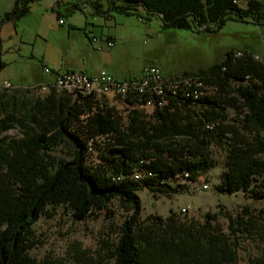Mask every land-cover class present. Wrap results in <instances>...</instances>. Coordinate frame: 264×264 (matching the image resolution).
Listing matches in <instances>:
<instances>
[{"label":"trees","instance_id":"1","mask_svg":"<svg viewBox=\"0 0 264 264\" xmlns=\"http://www.w3.org/2000/svg\"><path fill=\"white\" fill-rule=\"evenodd\" d=\"M31 1L16 0L0 16V25L26 14ZM107 5L126 14L142 7L160 17L163 27L210 29L226 20L264 22V0H107ZM63 7L69 16L81 5L75 0ZM92 7L101 11L99 3ZM233 52L191 73L163 75L170 82L187 76L201 80L198 99L185 97L181 84L175 93L164 89L157 95L145 89L127 95L123 100L131 111L124 126L98 97L50 89L45 99H32L28 91L37 94L34 85L1 91L0 162L5 173L0 179V264H40L29 254L28 234L47 208L62 207L72 220L82 221L96 218L113 201L126 214L112 248V264H226L230 257L220 252L224 241L215 228L211 233L204 227L205 254L195 258L191 253L205 242L193 241L190 228L176 225L171 216L152 225L141 221L137 191L186 189L187 181L211 166V143L221 145L226 139L221 189L264 199V88L254 82H264V55L243 50L244 56L233 58ZM3 66L0 60V70ZM140 105H150L151 114L139 111ZM228 108L235 112L231 123L226 122ZM12 128L20 136L5 140L4 133ZM90 139L103 141L97 160L90 158L95 152L92 142L94 151H88ZM58 146L68 148V159L50 160L48 152ZM243 215L234 219L236 225H246Z\"/></svg>","mask_w":264,"mask_h":264},{"label":"rangeland","instance_id":"2","mask_svg":"<svg viewBox=\"0 0 264 264\" xmlns=\"http://www.w3.org/2000/svg\"><path fill=\"white\" fill-rule=\"evenodd\" d=\"M73 1L56 0L58 14L52 9L55 0L28 2V12L14 21L15 31L0 39V60L4 62L0 86L5 81L11 85L0 87V92L12 93L13 88L29 90L32 85L45 82L53 72L74 71L94 76L103 70L123 80L138 77L154 66L165 77H176L206 68L222 60L227 52L245 50L257 57L264 54V22L226 20L221 27L210 29L163 27L160 17L147 13L142 7L126 14L107 9V0H78L81 7L67 16L63 4ZM94 3L101 5L100 12L92 7ZM15 4L16 0H0V16ZM239 5L243 7L244 3L240 1ZM59 18L64 20L63 24L58 23ZM106 40L112 41V47H106ZM254 82L264 88V82L257 78ZM49 90H38L37 94L29 90L27 95L43 100ZM206 92L212 94L213 89L206 85ZM98 99L112 109L122 126L126 124L131 109L123 99L110 93ZM137 107L146 116L152 112L150 105ZM226 112V122L231 123L235 112L232 108ZM19 136L16 128L4 133L5 140ZM221 140V145L212 142L207 149L211 166L187 181L186 189L176 192L138 190L140 220L152 225L157 219L166 222L171 216L176 225L190 228L193 241L201 243L208 241L204 227L211 233L215 228L214 234L224 241L220 252L230 257L226 264H264V199H255L248 191L228 193L221 189L226 139ZM89 142L95 146L90 158L97 160L103 141L90 139ZM48 155L52 161L68 159L69 150L58 146ZM1 166L0 162V179L5 173ZM202 182L209 187L201 189ZM125 214V208L117 201L96 218L82 221L72 220L62 207L47 208L31 226L29 254L40 264H112V248ZM238 215L246 218L245 226L234 222ZM237 226L243 232L237 230ZM205 246L206 242L191 254L195 258L204 255Z\"/></svg>","mask_w":264,"mask_h":264},{"label":"bare ground","instance_id":"3","mask_svg":"<svg viewBox=\"0 0 264 264\" xmlns=\"http://www.w3.org/2000/svg\"><path fill=\"white\" fill-rule=\"evenodd\" d=\"M242 55L243 53L240 50H237V56L242 57ZM164 78L165 77L163 75H160L157 77V79L144 78L143 80H133L131 82V85H124V87L119 86V85H110L107 87H101L100 89H96V90H85L83 92H75V94L73 95L79 94L83 96L90 95L93 97H99L102 94L110 93V94L119 96L121 99H124L127 95L132 94L135 91L141 92V91H144L145 89H149L148 91L151 90V92L153 91L157 95H162V93L164 92V89H169L171 92L175 93L176 91L175 87L177 86V84H181L184 87L183 95L185 97H190V95H196L194 96V99H198L203 94L204 84L202 83L201 80L197 79L196 77L187 76L184 78L174 79L173 82L166 81ZM2 86L5 88L11 87L10 84H2ZM49 88L53 90V92L55 93H62V92L71 93V91H65V89H55L54 82H51L50 84L43 83L42 86H37L36 91L38 90L45 91ZM87 146H88L89 152L94 151L90 142L88 143ZM185 175H187V173H185Z\"/></svg>","mask_w":264,"mask_h":264},{"label":"built area","instance_id":"4","mask_svg":"<svg viewBox=\"0 0 264 264\" xmlns=\"http://www.w3.org/2000/svg\"><path fill=\"white\" fill-rule=\"evenodd\" d=\"M58 23L63 24V19H58ZM106 47H112V41L106 40L105 41ZM263 46H264V37H263ZM264 55V54H263ZM233 58H239L241 56H237V51H234L232 54ZM162 75L161 71L157 67H149L145 69L143 73L138 77H130L127 79L119 80L114 76L108 74L105 71H100L97 75L90 76L83 74L81 72H74V71H66V72H53V79L51 82H54L55 89H65V91H71L72 94L75 92H83L85 90H96L100 89L101 87H107L110 85H119L124 87V85H131L133 80H143L144 78H155L157 79L158 76ZM43 82H39L34 84V86H42ZM3 84H10L9 82L5 81ZM196 95H190L191 99H194ZM142 162V161H140ZM136 170H134L131 174H134ZM181 181V183H185ZM209 184L206 182H202L200 184L201 189H207ZM183 211H186V208H182Z\"/></svg>","mask_w":264,"mask_h":264},{"label":"crops","instance_id":"5","mask_svg":"<svg viewBox=\"0 0 264 264\" xmlns=\"http://www.w3.org/2000/svg\"><path fill=\"white\" fill-rule=\"evenodd\" d=\"M54 3H55V7L52 9L58 10L59 5L57 6L56 0ZM5 12H8V11H5ZM5 12H3V13H5ZM14 21H15L14 18H10V19H7L4 22H2V24L0 25V39L3 37L10 36V34L15 31V22ZM52 79H53V73H52V75H50V78L45 80V82H43V83H47V82L51 81ZM125 79H127V78H125Z\"/></svg>","mask_w":264,"mask_h":264}]
</instances>
